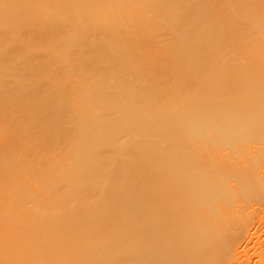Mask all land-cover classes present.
<instances>
[{
    "label": "bare ground",
    "instance_id": "1",
    "mask_svg": "<svg viewBox=\"0 0 264 264\" xmlns=\"http://www.w3.org/2000/svg\"><path fill=\"white\" fill-rule=\"evenodd\" d=\"M236 1L0 0V202L28 175L68 160L79 114L105 127L91 132L82 160L91 181L78 203L48 189L14 203L12 218L0 212V252L10 255L0 264L43 253L52 259L42 264H77L83 242L89 264H248L252 248L251 263L264 264V13ZM242 24L254 35L230 65V31ZM208 59L225 62L207 78L218 77L211 94L222 99L207 109L202 101L207 112L180 137L200 94L195 84L180 109L184 84ZM214 118L230 128L208 141ZM222 141L230 148L213 147ZM52 203L68 216L39 219L37 206ZM101 213L117 217L112 227L94 220ZM90 230L100 233L83 238Z\"/></svg>",
    "mask_w": 264,
    "mask_h": 264
},
{
    "label": "rangeland",
    "instance_id": "2",
    "mask_svg": "<svg viewBox=\"0 0 264 264\" xmlns=\"http://www.w3.org/2000/svg\"><path fill=\"white\" fill-rule=\"evenodd\" d=\"M236 3H240V4L244 5L245 8H250L251 11L257 12L258 15H261L264 13V2L258 3V2H255L253 0H245V1L244 0H238V1H236ZM17 4H20V1H18ZM237 6L239 8L238 4H237ZM6 10H7V7H4L0 12L4 13ZM1 16H3V15H1ZM247 22H244V24H246ZM244 24H242L238 28L241 31H230V37L233 38L232 42L236 43L235 46L234 45L230 46L231 47L230 48V56L228 57L229 59L227 61H225V62H230V65H233L234 53L236 51L243 50L245 48L243 46L247 45L248 41L250 42L251 38L253 37L252 35H254V33L250 34L248 32V25H244ZM256 42L257 41H255V43ZM244 56H245V53H238L236 59L242 60L244 58ZM197 62L200 65L198 68L199 74L200 73H202V74H201L200 78L197 75L184 84L185 90L182 91V97L178 101L181 104L180 105V109H181L182 105L183 104L185 105L186 101L189 100L190 94H188V93L196 84L194 89L192 90V91H197L200 93L193 100V102H196V106L193 108V112L183 116L186 120L183 123L180 131L178 132L179 136L183 137V138H185L187 135L190 134V132L192 131L193 123H195L197 120H199L203 117L204 113L207 112L205 110L207 108L211 107L215 101L222 99L221 95H212L211 94V92H212L211 84L214 83L212 81L217 80L218 77L213 76L210 79H207V78H208V75L211 73L212 69L216 65H221L222 63H225L224 60L219 61V59H208V62L205 65H201L200 61H197ZM198 78H199V80H198ZM205 79H207V80H205ZM209 83H210V87L207 90ZM79 92L80 91H78V94L75 95L74 98L69 96L70 97L69 100L72 104L81 102V94ZM169 98H170V96H168V99ZM202 101L205 105H207L205 110H202V108H201L200 103ZM227 101L230 104V98L227 99ZM171 106H174V105L171 104ZM91 115L92 114H90V112H88V113L83 112V114H79V118H81V122L79 124L77 131L73 132L71 134V136L69 133V136H70L69 138L71 140V145H72V152H71L70 157L68 158V160L64 164L63 163L62 164H56L53 166V168H51V166H47L46 168H48V171L45 173L43 178L39 177V179H38L37 177H33L32 175H28V177L24 180V182L22 184L17 185V186L12 185V187H10L8 189V192L10 193V195L6 196V198L4 200H1V202H0V212H4L3 213L4 220H7V218L13 217V215H14L13 211H9V209L14 203H16L18 201H22V200L27 201L29 198H33V197H36L38 195L43 194L44 193L43 191H47L48 189H58L57 191L60 192L59 195H63L65 197L64 204L72 205V204H76L80 201L79 195L82 194V192H80V189L82 190L84 183L91 181V180L87 179L88 177H87L86 169L82 163L83 162L82 160H83L84 156L86 155V150H88L90 147L88 144H91V132L94 131V129H104L105 128L100 123H98L97 125H94L95 123L93 125H91V120L89 118ZM178 115H180L178 110L170 113L171 117H178ZM194 118L196 119L195 122H193ZM204 128H207V129L204 133L205 135L202 134L205 137L203 139H207L209 141L210 140L209 138L212 136V133H219V132L225 131L228 128H230V122H227L224 118L219 119V120H216V118H214V120L211 119ZM140 141L145 142L144 137H141ZM140 141H138V142H140ZM69 143H70V141H69ZM219 143H222V145H220L218 143H215L213 145V147L217 148L218 151L221 149L224 150L225 148H230V144H228V141L227 142L222 141ZM0 147L2 149L4 148L3 145H0ZM152 157H153V153L147 152L146 157L144 159V160L147 159V162L145 163V165L149 164ZM260 171H262V173H263L264 164L261 165ZM36 182H37V184H35ZM36 189H40V191L36 192ZM74 191H76L77 196L67 195V192L73 193ZM1 193L2 192H0V194ZM93 204H94V202L91 201L88 204V207L94 206ZM37 207L43 208V210H42L43 215L41 217H39V219L40 218H47L46 219V221H47L49 218H53L54 221L59 222L60 219H63L64 217L68 216L66 207L58 208L57 210H53V203L50 205H47V206H37ZM33 209H35V207ZM82 220L85 221V219H82ZM94 220L98 223L106 220L110 223V226L112 227L113 224L116 222L117 217L114 216L111 218H107L106 215L101 213V214L95 216ZM22 228H23V226L20 227L19 229H17V231H20ZM99 233H100L99 230H90L88 232V234L90 236H88V237L82 236V237L88 238V239L89 238H95L92 235H96ZM129 240H130V234L118 235L116 239L112 238L111 243H113V244L118 243V247H119L123 241H129ZM104 243H105L104 240L99 242L96 245V249L102 248L104 246L103 245ZM74 249L76 250V253H75V255H73L72 258H73V261L74 260L78 261L77 264H89L92 261V258L88 257V253H90V252L88 251L84 242L81 243L80 245H78ZM8 250L9 249H7V248L5 249V251L2 250L0 252V257H2V256L6 257L5 254H8V252H7ZM258 251L259 250H255L253 248L251 250H249V252L247 254L250 255V256L249 255L248 256H249V258L251 257V259L248 261V264H253V263H251V260H256L258 258V256H259ZM35 252H38V251H35ZM8 256H10V255L8 254ZM51 259H52L51 255H47L44 253H43V256L30 255L29 260H19L16 258V260L18 262L21 261V262H24L26 264H42L43 262H48ZM122 262H124V264H126L125 260H122ZM53 264H67V263H65L61 258H59Z\"/></svg>",
    "mask_w": 264,
    "mask_h": 264
}]
</instances>
